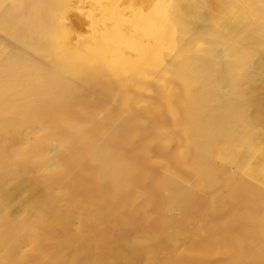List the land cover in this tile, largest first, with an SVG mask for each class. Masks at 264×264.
<instances>
[{"label": "bare ground", "instance_id": "bare-ground-1", "mask_svg": "<svg viewBox=\"0 0 264 264\" xmlns=\"http://www.w3.org/2000/svg\"><path fill=\"white\" fill-rule=\"evenodd\" d=\"M0 264H264V0H0Z\"/></svg>", "mask_w": 264, "mask_h": 264}]
</instances>
